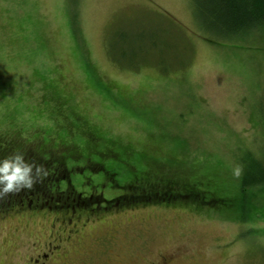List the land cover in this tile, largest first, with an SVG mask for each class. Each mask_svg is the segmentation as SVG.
<instances>
[{
	"label": "rangeland",
	"instance_id": "obj_1",
	"mask_svg": "<svg viewBox=\"0 0 264 264\" xmlns=\"http://www.w3.org/2000/svg\"><path fill=\"white\" fill-rule=\"evenodd\" d=\"M203 25L195 0H0V135L61 163L43 208L0 216V264H264V184L239 182L264 164V32ZM173 175L218 200L155 203Z\"/></svg>",
	"mask_w": 264,
	"mask_h": 264
},
{
	"label": "trees",
	"instance_id": "obj_2",
	"mask_svg": "<svg viewBox=\"0 0 264 264\" xmlns=\"http://www.w3.org/2000/svg\"><path fill=\"white\" fill-rule=\"evenodd\" d=\"M195 4L197 5L198 16L204 21L205 26L203 25V27H205L207 34L209 36L211 35L210 37L217 36L218 38L223 37V39H235V36H240L254 30L264 32V0H195ZM207 41L210 42V40ZM262 125L264 136V124ZM12 141L13 140L9 138V136L4 134H2V136L0 135V158L11 154L13 150L22 151V149L25 148V158L29 160L35 159L36 163L43 164L45 170L48 171V175L35 183L31 190H22L17 194L10 193L5 198L0 199V216H5L6 213L11 212L17 207H23L24 202H29V200L38 197V192L46 195L45 188L49 185L53 188L58 186L55 182L59 179L60 162L55 163L49 158L45 159V157L40 156L37 147L33 146V140L24 141L22 144L23 146ZM248 159L249 163L245 166V171L239 181L241 192L250 187L264 184V164H261V161L259 162L257 159L251 158L250 155ZM141 175V177L146 176V174L142 173ZM138 177L139 175H134L132 179L133 182H131L130 185H133L134 188L137 189H144L146 193L150 192V187L147 188L138 185V182L144 180ZM187 177L188 176L183 177V175H173L169 181L170 185L172 184L171 188L167 186L163 193H161V197L155 199L154 202L158 203L161 199L172 200L173 198L185 199L188 200V202H194V199L197 198L199 201H202L204 194L207 195L205 189L207 190V188H209L212 192V189L216 187L215 184H210L211 181L208 177L196 175H194L193 178ZM127 183L129 187V181ZM151 186H155L156 189L161 190L159 185L151 184ZM134 193L138 194L136 191H134ZM133 195L134 194L131 193L129 194L131 199L137 200L138 197ZM158 195H160V193ZM212 196L211 198L208 197V199L218 200L216 199V195ZM189 198H192L193 201L189 200ZM49 200L50 197H47L48 203ZM135 203H138V201ZM202 204L203 203H199L198 205L202 206Z\"/></svg>",
	"mask_w": 264,
	"mask_h": 264
},
{
	"label": "clouds",
	"instance_id": "obj_3",
	"mask_svg": "<svg viewBox=\"0 0 264 264\" xmlns=\"http://www.w3.org/2000/svg\"><path fill=\"white\" fill-rule=\"evenodd\" d=\"M25 153L13 150L11 154L0 158V199L8 194H17L22 190H31L35 183L48 175L43 164L35 159H26ZM240 166L233 168V175L239 177Z\"/></svg>",
	"mask_w": 264,
	"mask_h": 264
},
{
	"label": "flooded vegetation",
	"instance_id": "obj_4",
	"mask_svg": "<svg viewBox=\"0 0 264 264\" xmlns=\"http://www.w3.org/2000/svg\"><path fill=\"white\" fill-rule=\"evenodd\" d=\"M55 191L57 194L59 193V187L58 186H56ZM61 192L65 193L63 190H61ZM52 196L53 195H51L50 200H52ZM39 199H40L39 197H36L32 200H29L28 208H34V209H37L39 207L43 208V206L46 205V203L40 202ZM107 202H106V204H107ZM32 203H34V205H31ZM53 205H54L53 207L59 208V209H61L63 207V205L62 204L60 205L58 202H53ZM51 208H52L51 206L50 207L47 206V209L50 210ZM72 211H73V213H72V216H73L76 211H74V210H72ZM66 215H67V213H66ZM67 223H70V218L68 219ZM74 226L76 227L77 224H74ZM67 238H70V235H68ZM47 245H49V244H47ZM57 246H55V247H57ZM53 249H54L53 247H51V248L49 247L46 252H42L40 255H37L36 257L32 258L31 263L32 264H46L48 262V260L52 257V253L54 252ZM172 259H173V256L159 255L158 259L151 262L150 264H167L168 262H171Z\"/></svg>",
	"mask_w": 264,
	"mask_h": 264
}]
</instances>
